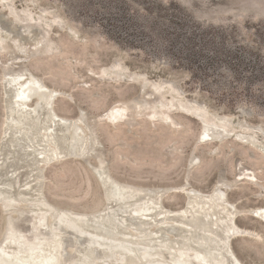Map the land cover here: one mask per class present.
I'll list each match as a JSON object with an SVG mask.
<instances>
[{"label":"rangeland","instance_id":"374dc122","mask_svg":"<svg viewBox=\"0 0 264 264\" xmlns=\"http://www.w3.org/2000/svg\"><path fill=\"white\" fill-rule=\"evenodd\" d=\"M3 67L25 68L55 91L58 116L83 111L116 179L208 193L221 176L238 210L264 208V0H0V140ZM138 98L149 105L128 111L131 125L96 122ZM193 108L257 142L198 144ZM191 156L198 160L189 169ZM93 159L46 168V198L75 212L102 208ZM240 172L254 182H235ZM184 202L175 192L163 198L170 209ZM235 223L242 230L229 243L235 257L264 264V223L246 215ZM4 227L0 210V239Z\"/></svg>","mask_w":264,"mask_h":264},{"label":"bare ground","instance_id":"6f19581e","mask_svg":"<svg viewBox=\"0 0 264 264\" xmlns=\"http://www.w3.org/2000/svg\"><path fill=\"white\" fill-rule=\"evenodd\" d=\"M2 71L6 117L0 140V210L5 227L0 264H241L229 246L242 233L235 220L246 215L264 223L263 207L238 210L222 190L227 185L220 175L208 193L185 184L154 188L116 179L108 170L95 125H90L83 111L76 118L58 116L53 108L58 94L40 78L20 67ZM147 101L120 103L100 114L96 122L131 125L128 111L148 106ZM193 111L201 126L200 145L221 144L229 138L241 144L257 142L250 134H233L202 118L200 108ZM91 158L96 162L91 171L100 184L103 207L85 213L52 204L43 191L44 170L67 159L90 163ZM195 158L190 157L189 169ZM238 175L235 182H254L251 173ZM170 192L184 196L181 208L163 205ZM23 219H28L26 230ZM86 221L95 229H88ZM67 248L71 252L66 253Z\"/></svg>","mask_w":264,"mask_h":264},{"label":"water","instance_id":"95a60500","mask_svg":"<svg viewBox=\"0 0 264 264\" xmlns=\"http://www.w3.org/2000/svg\"><path fill=\"white\" fill-rule=\"evenodd\" d=\"M130 110H131V109H130ZM22 222H23L22 225L24 226V223H27V224H28V219H23ZM74 222H76V221H74ZM86 223H87L86 226H87L88 229H90V230L95 229L93 226H91V221H88V222L86 221ZM133 224L136 225V224H135V221H134ZM23 226H22V229L24 228ZM71 238H72V237H71Z\"/></svg>","mask_w":264,"mask_h":264},{"label":"trees","instance_id":"16d2710c","mask_svg":"<svg viewBox=\"0 0 264 264\" xmlns=\"http://www.w3.org/2000/svg\"><path fill=\"white\" fill-rule=\"evenodd\" d=\"M204 27L206 28V26H204V25H203V27H202V28H204Z\"/></svg>","mask_w":264,"mask_h":264}]
</instances>
